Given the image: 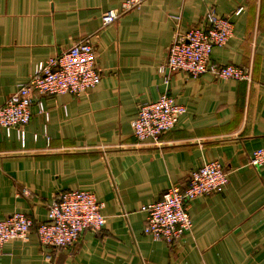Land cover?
Returning a JSON list of instances; mask_svg holds the SVG:
<instances>
[{
	"label": "crops",
	"instance_id": "1",
	"mask_svg": "<svg viewBox=\"0 0 264 264\" xmlns=\"http://www.w3.org/2000/svg\"><path fill=\"white\" fill-rule=\"evenodd\" d=\"M123 1L0 0V104L37 62L87 36L102 76L81 96H39L24 144L0 127V220L20 211L34 221L28 240L4 245L0 264H264V166L250 163L264 147V0H147L104 26L103 14ZM211 7L235 24L211 62L251 68L252 80L177 71L165 84L159 67L176 32L202 24ZM165 91L186 113L162 146L138 144L140 105ZM216 159L229 182L191 201V232L173 246L145 234L141 207ZM71 190L103 203V230L71 248L42 245L36 227L48 221V204Z\"/></svg>",
	"mask_w": 264,
	"mask_h": 264
},
{
	"label": "built area",
	"instance_id": "2",
	"mask_svg": "<svg viewBox=\"0 0 264 264\" xmlns=\"http://www.w3.org/2000/svg\"><path fill=\"white\" fill-rule=\"evenodd\" d=\"M147 0H124L118 10H109L102 16L104 26L112 24L121 16L139 8ZM244 7L235 11L240 15ZM235 24L220 16L215 7L205 14L202 24L186 32L177 31L164 63L159 72L165 75L184 71L192 76L205 73L221 80H252L251 68L229 64L220 66L211 62L215 47L224 46L234 33ZM102 76L98 67V54L93 36H87L56 56L36 63L27 81L18 84L16 91L0 104V127L7 135L16 129L22 143H25V126L30 122L31 105L39 96L69 93L81 96L88 89L97 86ZM187 107L179 104L165 91L158 100L140 105L133 132L138 144L162 146L166 132L171 131ZM250 163L264 166V147L253 151ZM229 182L224 164L213 160L193 170L184 186H171L162 197L144 204L141 211L146 215L144 232L155 240H164L170 246L177 244L187 232H191L193 221L189 213L192 200L221 191ZM29 195V190L22 192ZM103 203L96 195L86 190L58 192L48 204V221L36 227L42 245L52 248H71L88 231L101 232L106 223L102 213ZM34 221L25 213L16 211L0 220V255L4 245L14 239L28 240Z\"/></svg>",
	"mask_w": 264,
	"mask_h": 264
}]
</instances>
